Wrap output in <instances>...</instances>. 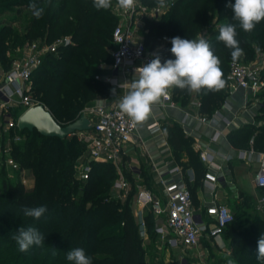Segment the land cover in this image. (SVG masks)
<instances>
[{
	"label": "trees",
	"instance_id": "trees-1",
	"mask_svg": "<svg viewBox=\"0 0 264 264\" xmlns=\"http://www.w3.org/2000/svg\"><path fill=\"white\" fill-rule=\"evenodd\" d=\"M17 1L16 5L26 8L25 17L28 20L21 33L13 31L10 26L0 30V77L10 70L14 58L22 55L23 49L20 54L13 52L18 43H51L60 37H71L73 45L59 49L56 54H47L31 80L32 97L46 107L61 126H67L79 118V113L88 103L110 94L109 83L98 75L111 73L110 68H100L90 60L108 56V50L113 47L112 35L118 19L108 9H95L93 0ZM138 1L148 7L157 6V0ZM229 2L234 4L235 0H167L168 11L156 19H145V27L140 35L152 51L160 49L157 54L162 62L174 59L170 52L171 38L196 39L216 15L225 20V24L233 23L232 10L227 7ZM31 3L44 9L41 18L33 15L29 8ZM237 33L245 53L240 60L252 61L257 51L264 50V20L251 33L240 28H237ZM218 35L219 31L214 32L207 40L221 60L220 66L226 80L233 63L231 50L217 40ZM240 60L237 62L242 63ZM194 96L201 101L200 112L210 115L225 101L227 81L220 91L190 93L175 87L173 89L174 100L183 107ZM259 98L263 104L259 113L264 117V94ZM164 129L175 159L185 168H192L197 177L196 185H201L205 168L193 148L192 138L185 135L179 124L166 125ZM20 134L24 139L13 144L11 156L22 170L29 172L33 187L27 189L21 181L3 183V192H0V235L5 231L12 238L3 248L4 239L0 236V249L3 248L0 259L20 251L13 239L20 227H34L45 240L26 251L30 255L36 247L39 253H53L59 249L64 251L63 254L74 248H83L86 255L91 257L92 264H146L147 252L133 214L131 196L120 202L111 195L118 178L115 166L111 163H93L90 179L83 182L76 177V167L86 149L84 142L76 136L58 139L42 136L37 131H20ZM252 137L254 149L264 151V127L247 125L232 131L228 139L233 147L248 149ZM80 182L83 184L80 185ZM196 189L197 186H193L192 193L197 201ZM79 193L81 196H78ZM25 206H45L47 211L36 220L24 215ZM146 223L147 227L157 225L151 213L147 214ZM233 224L225 230L224 235L233 228ZM255 235V229L246 233L249 245L244 251L237 246L239 237L236 235L232 238L233 247L240 254L237 264H264V261L257 259L261 234ZM18 261L15 260L13 264H20ZM63 264L73 262L66 260Z\"/></svg>",
	"mask_w": 264,
	"mask_h": 264
},
{
	"label": "built area",
	"instance_id": "built-area-1",
	"mask_svg": "<svg viewBox=\"0 0 264 264\" xmlns=\"http://www.w3.org/2000/svg\"><path fill=\"white\" fill-rule=\"evenodd\" d=\"M167 11L168 6L148 7L138 0L134 11L125 12L117 8L122 21L114 28L112 35V62L109 66L111 73L103 78L110 85V94L102 104L84 109L81 116L90 121V129L73 135L86 144V159L78 164L77 176L85 182L90 179L93 163L113 164L118 174L113 184L114 197L125 201L131 196L140 236H147L146 216L151 213L157 222V232L162 238L166 236L159 225L165 224L183 247L194 249L203 241L219 244L225 230L235 222V214L219 195V190L226 185L234 192L237 191L231 182H227L225 173L228 168L223 165L230 163L235 157L221 154L212 147L218 140L215 136L204 145L196 143L193 146L205 168L202 185L208 194L198 203L192 193L197 180L195 171L185 168L175 159L162 121L155 120L147 125L146 129L150 136L163 139L162 145L169 150L163 170L155 163L152 164L155 187H148L135 167L128 166L129 177L123 170L130 146H143L144 142L138 136L139 126L143 121L133 122L119 109L120 99L126 93L119 94V88L126 89V86L120 83L119 77L137 78L136 69L154 58L155 52L145 44L140 32L144 30L145 19H156ZM71 45L73 41L69 36L60 37L51 43L37 41L27 44L21 52V58L14 60L10 70L0 77V161H3V166L11 172L23 174L21 183L24 186H27L29 181L25 178L26 172L11 154L13 144L24 139L20 134V119L29 109L41 105L31 94L32 75L42 65L47 54H56L59 49ZM226 81L227 97L222 106L210 115L200 112L201 101L196 97L189 107L178 104L173 98L174 87L169 89L168 95L161 97L157 104L163 110H180L184 113L181 127L188 137L192 136V130L189 128L191 119L204 126L216 128L222 123L229 130L238 129L239 127L234 125L236 120L239 121L238 116L229 119L223 116L221 111L231 109L229 99L240 91L245 94L242 109L248 110L253 104L254 108L259 110L263 105L259 95L264 89V75L260 68L252 64L235 62L229 67ZM246 122L244 124H248ZM214 133L222 132L215 129ZM220 160L223 164L218 162ZM236 160L257 164L253 183L256 189L264 190V151L258 152L254 149V137L250 139L248 149H238ZM258 205L264 206V198L258 200Z\"/></svg>",
	"mask_w": 264,
	"mask_h": 264
},
{
	"label": "clouds",
	"instance_id": "clouds-1",
	"mask_svg": "<svg viewBox=\"0 0 264 264\" xmlns=\"http://www.w3.org/2000/svg\"><path fill=\"white\" fill-rule=\"evenodd\" d=\"M137 0H116V5L127 11H134ZM160 8L168 5L167 0H157ZM95 9H110L112 0H93ZM232 10L233 23L222 24L219 27L217 40L223 42L230 49L233 63L240 60L244 50L237 39V28L251 33L256 25L264 20V0H235L229 2ZM29 8L39 19L44 9L31 3ZM170 52L174 59L162 62L158 54L150 62L136 69L138 77L133 79L128 91L121 97L119 109L133 122H142L149 116L152 106L158 103L161 97L168 95V90L175 87L188 92L199 93L220 91L225 88L220 58L214 54L212 46L202 35L197 39H184L179 36L171 38ZM115 91V90H113ZM47 211L45 206L35 208L23 207L24 215L39 220ZM21 252L28 251L33 245L44 243L45 237L34 227H20L13 237ZM66 259L73 264H92L91 257L87 256L83 248H74L67 253ZM257 259L264 261V233L258 240ZM228 264H233L231 260Z\"/></svg>",
	"mask_w": 264,
	"mask_h": 264
},
{
	"label": "rangeland",
	"instance_id": "rangeland-1",
	"mask_svg": "<svg viewBox=\"0 0 264 264\" xmlns=\"http://www.w3.org/2000/svg\"><path fill=\"white\" fill-rule=\"evenodd\" d=\"M17 0H0V30L10 26L13 31L21 33L25 24L27 23L28 17H25L27 12L24 6L16 5ZM118 6L116 2L113 3V7L107 11L110 14L114 15L117 19V25L121 23L122 17L117 13ZM26 10V11H25ZM220 16L216 15L214 18L205 26L203 31L199 36H203L207 39L214 32L219 31V27L222 24H225ZM198 36V37H199ZM196 37V39L198 38ZM26 45H21L18 43L14 49V54H20L23 47ZM156 49L155 52H159ZM13 58L15 56H12ZM21 55H17L14 59H20ZM92 64H97L100 68H107L111 64V53L110 49L108 50V56L105 58L90 60ZM242 63L252 64L260 68L264 75V50L257 51L255 57L252 61L240 60ZM99 76L105 78L107 77L106 73H99ZM261 94H264V89L261 91ZM260 94V95H261ZM90 103L87 104L89 106ZM86 106V107H87ZM85 107V108H86ZM251 109H255L254 105L251 104ZM256 110V109H255ZM79 113L81 117L82 112ZM166 125H172L170 121ZM258 124L257 127H264V117L262 113L258 115ZM70 137H73L70 136ZM79 140V139H78ZM80 141V140H79ZM86 159V149L84 150L82 156L80 157L78 164L84 162ZM78 166V165H77ZM25 178L28 179V184L25 188L30 189L33 187V179L31 178L29 172L25 170ZM76 177L77 176V167H76ZM236 177L238 183L240 184L238 188L240 189L239 198L230 200V207L233 213L236 215V221L233 224V228L223 236L222 241L218 244L213 241H203L197 248L187 249L183 247L180 241L173 235V233L165 226V224H160L159 227L165 232V238H162L161 235L157 232V225L152 227H147V236L143 238V247L145 248L146 254V264H228V261L231 260L233 264L238 263V257L240 254L234 249L232 244V238L234 236L239 237V248L243 251L248 248V237L246 233L251 229H255L256 236L264 233V206L258 205V200L264 198V193L254 192L252 182L250 179V174L247 171L245 165H241L240 169L236 171ZM23 178L22 173H14L11 170H8L3 166V161H0V192H3V183L5 184H15L18 181H21ZM79 180V179H78ZM148 187H155L154 182L146 181ZM83 182H80V185ZM111 195L113 199L115 198V191L111 190ZM81 196V193L78 194ZM124 202V200H120ZM250 229V230H249ZM4 239V247L10 241L12 236L7 234L5 231L0 235ZM0 249L1 250H3ZM5 250V249H4ZM61 250H56L53 253L43 252L39 253L37 247L34 249L33 254L30 255L26 252L16 251L13 254L7 255L0 259V264H13L19 260L20 264H63L67 259V253ZM18 261V262H19Z\"/></svg>",
	"mask_w": 264,
	"mask_h": 264
},
{
	"label": "crops",
	"instance_id": "crops-1",
	"mask_svg": "<svg viewBox=\"0 0 264 264\" xmlns=\"http://www.w3.org/2000/svg\"><path fill=\"white\" fill-rule=\"evenodd\" d=\"M110 74V73H109ZM107 74V76L109 75ZM135 79V78H133ZM132 78L123 79L122 76L119 77V81L121 84L125 85L126 89L119 88V94L122 95L125 92L128 91V87L130 82L133 80ZM244 97L245 94L243 91H240L233 95L230 99V106L231 109H222L221 113L223 116L233 119L234 116H238L239 121H235L234 125L238 126L237 129H228L224 124L219 123V125L214 128L213 126H204L200 124L197 120L191 119L189 123V128L192 130V133L190 136L193 140V146L198 144H206L210 141L212 136H215V139L217 140V143L212 144V147L219 151L221 154L226 155H232L235 158L230 162L223 164V162L218 161L220 164L226 165L228 170L225 173L227 176V182H231L237 189V191H233L232 188L226 186H222V188L219 190V195L222 198V201L226 203L228 206L230 205V200H234L235 198H239L240 189L238 186L240 185L238 183V179L236 177V171L240 169L241 165H245L247 168V171L250 174V179L252 182V186L254 188V192H260L264 193V190L256 189L253 183L254 174L257 168V164H248L244 161L236 160V155L238 152V149L233 147V145L230 143L228 136L232 131L240 130L241 128L247 126V125H259L258 124V115L259 110L258 109H251L252 107L247 108L248 110H243V104H244ZM107 98V97H106ZM106 98H97L90 102L88 107L102 104ZM194 97H192L191 101ZM113 101V100H112ZM190 101V102H191ZM190 104V103H189ZM189 104L187 105L189 107ZM186 106V107H187ZM85 108V109H86ZM187 108H185V111ZM192 113H195L194 111H191ZM184 118V113L180 110H163L161 107L156 103L152 106L151 112L146 120H144L138 130V136L140 139L143 140L144 144L143 146H135L131 145L129 148V156L125 159V164L123 166L124 173H130V169H128V166L131 165L135 167L138 170V174L140 175L141 179L150 182H154V174L152 173V164L155 163L159 167L162 168L164 166L165 159L167 158V154H169L168 148L164 147L163 139L160 138H154L150 136L148 133L146 127L147 125L151 124L155 120H161L163 123V130L167 134L166 130L164 129V126L166 123L172 124H179L181 126V121ZM248 122V124H244V122ZM246 122V123H247ZM215 129L219 132H222L221 134H215ZM168 138V135H167ZM172 149V147H171ZM173 150V149H172ZM174 154V153H173ZM203 177L201 180V185L197 184V180L194 186H197L196 191V199L197 202H201L204 198L207 197V192L205 191L203 185H202ZM230 207V206H229ZM231 208V207H230Z\"/></svg>",
	"mask_w": 264,
	"mask_h": 264
},
{
	"label": "water",
	"instance_id": "water-1",
	"mask_svg": "<svg viewBox=\"0 0 264 264\" xmlns=\"http://www.w3.org/2000/svg\"><path fill=\"white\" fill-rule=\"evenodd\" d=\"M19 128L21 131L34 132L51 138L65 139L77 132L90 129V121L81 116L67 126H61L52 114L43 106L38 105L29 109L20 119Z\"/></svg>",
	"mask_w": 264,
	"mask_h": 264
}]
</instances>
